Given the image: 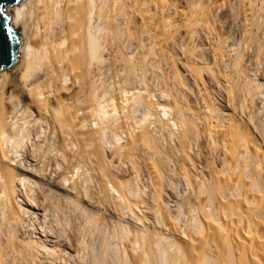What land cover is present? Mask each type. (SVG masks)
<instances>
[{
	"label": "bare ground",
	"instance_id": "obj_1",
	"mask_svg": "<svg viewBox=\"0 0 264 264\" xmlns=\"http://www.w3.org/2000/svg\"><path fill=\"white\" fill-rule=\"evenodd\" d=\"M6 11L0 264H264V0Z\"/></svg>",
	"mask_w": 264,
	"mask_h": 264
},
{
	"label": "water",
	"instance_id": "obj_2",
	"mask_svg": "<svg viewBox=\"0 0 264 264\" xmlns=\"http://www.w3.org/2000/svg\"><path fill=\"white\" fill-rule=\"evenodd\" d=\"M23 1L0 0V71L10 70L17 64L20 58V38L11 23V16L6 9ZM5 24L11 29L10 32L5 31Z\"/></svg>",
	"mask_w": 264,
	"mask_h": 264
},
{
	"label": "rangeland",
	"instance_id": "obj_3",
	"mask_svg": "<svg viewBox=\"0 0 264 264\" xmlns=\"http://www.w3.org/2000/svg\"><path fill=\"white\" fill-rule=\"evenodd\" d=\"M19 77H20V74L19 73H16V74H14V76H13V79H15V80H13V85L11 84V89H13L16 85H17V83H18V79H19ZM15 81V82H14ZM18 92V91H17ZM10 105L8 104V107H9ZM69 215V214H68ZM67 217H69V216H67ZM68 220H69V223H71V217H69L68 218ZM66 222H67V220H66ZM69 226H70V224H69Z\"/></svg>",
	"mask_w": 264,
	"mask_h": 264
},
{
	"label": "snow or ice",
	"instance_id": "obj_4",
	"mask_svg": "<svg viewBox=\"0 0 264 264\" xmlns=\"http://www.w3.org/2000/svg\"><path fill=\"white\" fill-rule=\"evenodd\" d=\"M5 19H7V18H5ZM5 31L6 32H10L11 31V29H9L6 24H5Z\"/></svg>",
	"mask_w": 264,
	"mask_h": 264
}]
</instances>
